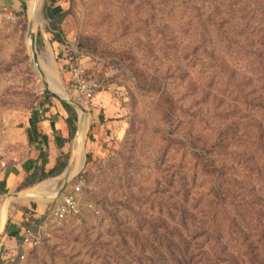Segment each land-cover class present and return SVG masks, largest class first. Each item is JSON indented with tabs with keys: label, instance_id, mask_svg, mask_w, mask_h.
Wrapping results in <instances>:
<instances>
[{
	"label": "rangeland",
	"instance_id": "1",
	"mask_svg": "<svg viewBox=\"0 0 264 264\" xmlns=\"http://www.w3.org/2000/svg\"><path fill=\"white\" fill-rule=\"evenodd\" d=\"M9 2L0 0V177L43 158L47 172L67 168L0 195L9 225L28 211L41 238L1 246L3 227L0 262L175 264L170 241L182 264H264V0ZM78 68L98 85L89 100L75 88ZM62 103L77 115L73 137ZM224 138L213 155L229 180L220 190L198 155ZM76 187L79 213L56 220Z\"/></svg>",
	"mask_w": 264,
	"mask_h": 264
},
{
	"label": "trees",
	"instance_id": "2",
	"mask_svg": "<svg viewBox=\"0 0 264 264\" xmlns=\"http://www.w3.org/2000/svg\"><path fill=\"white\" fill-rule=\"evenodd\" d=\"M62 104H63L64 108L69 112L70 117L67 121V124H68V128H69V133H70L71 137H73L74 134L76 133L74 123L77 120V115L74 111L71 110V107H69L66 103H62ZM257 140H258L259 148H261V150L264 151V129L261 127H260V130L258 131ZM43 142L45 144H47L48 139L46 137H44ZM55 142L57 143L58 149H63V147L65 146V140L64 139L56 138ZM225 142L226 141L224 138L219 143L215 144L214 146H212L209 149H205L203 152H201L198 155V158L200 159V161L204 165L206 173L217 178V184H218V186H220L219 187L220 190L223 189L225 183L228 182L229 180L227 178V174H226L225 170L222 167H220L219 165H217L215 159L213 158V155L217 151L224 150ZM47 165H48V161L43 158L42 164L40 166L36 165V167L34 168V171L31 174L26 176V178L24 179V182L20 188H22L23 190L30 189V188H33L34 186H36L37 184L44 182L48 179L57 178L67 168L66 163L58 162L53 170L47 172L46 171ZM27 213H28V211L25 212V214H27ZM34 223H35L34 217L31 216L24 223V229L33 230L31 227H34L33 226ZM168 243L169 244L167 245V248H168L169 254L173 258V261L175 262V264H182V257L181 256L178 257L177 253L174 252V248H173L174 242L172 243L169 241ZM149 247L152 248L154 253L161 255V252H159L157 250L155 245H152ZM175 247H177V246L175 245ZM158 264H161V263H158Z\"/></svg>",
	"mask_w": 264,
	"mask_h": 264
},
{
	"label": "built area",
	"instance_id": "3",
	"mask_svg": "<svg viewBox=\"0 0 264 264\" xmlns=\"http://www.w3.org/2000/svg\"><path fill=\"white\" fill-rule=\"evenodd\" d=\"M84 70L81 68L73 70V81L77 92L87 100L91 99L98 88L95 81H85L82 79ZM81 188H73L70 192H65L61 195V199L55 205L54 217L58 221H64L70 217H73L79 213ZM22 242L25 245L38 246L41 242L39 234H35L31 229H23L21 234ZM0 264H8L7 262Z\"/></svg>",
	"mask_w": 264,
	"mask_h": 264
},
{
	"label": "crops",
	"instance_id": "4",
	"mask_svg": "<svg viewBox=\"0 0 264 264\" xmlns=\"http://www.w3.org/2000/svg\"><path fill=\"white\" fill-rule=\"evenodd\" d=\"M9 4H11L12 6H15V0H11V2H9ZM50 127L46 124L45 129H47L44 133V136L48 137L49 139L52 138L51 136V129H49ZM62 139V138H61ZM64 139V138H63ZM49 148H55V143L51 146V144H49ZM53 170V168L50 169V171ZM25 173H22L21 170H15V171H11L8 172V174H5L3 176L0 177V195L1 194H10L13 193L15 191L18 190V188L23 184L24 179L26 178L27 175L31 174L33 169H26ZM31 171V173H29ZM35 194H31L29 197L30 198H38L40 197L42 194H39L36 192H34ZM30 206H26L25 209H30L28 208ZM27 214L19 212L16 213L15 215H13V221L11 222V224L9 225L10 222V218L7 217L6 220V213L5 211H3L0 215V233L3 230L4 227V231L2 234V238H4V242L2 243L1 246H4L6 239L11 236H15L16 238L18 237L19 239L21 238V234L23 232L24 229V223L28 220L26 217ZM36 218V217H34ZM15 241V240H14ZM16 242V241H15Z\"/></svg>",
	"mask_w": 264,
	"mask_h": 264
},
{
	"label": "bare ground",
	"instance_id": "5",
	"mask_svg": "<svg viewBox=\"0 0 264 264\" xmlns=\"http://www.w3.org/2000/svg\"><path fill=\"white\" fill-rule=\"evenodd\" d=\"M48 80H49V82H50V87H51V89L53 90V92H55L58 96H60L61 98H63V99H67V94H66V92H65V89L63 88V87H61V85H59L57 82H56V80H55V77L53 76V75H50V74H48ZM69 98V97H68ZM88 125H89V121H87V123H86V125H85V127H84V129H83V137L85 138L86 137V134H87V129H88ZM80 143V142H79ZM81 164V163H80ZM81 169V168H80ZM79 169V170H80ZM78 170V171H79ZM37 193H39V194H42V193H44V191H43V187H42V190H39V191H37ZM35 194V193H34Z\"/></svg>",
	"mask_w": 264,
	"mask_h": 264
},
{
	"label": "water",
	"instance_id": "6",
	"mask_svg": "<svg viewBox=\"0 0 264 264\" xmlns=\"http://www.w3.org/2000/svg\"><path fill=\"white\" fill-rule=\"evenodd\" d=\"M74 168L75 166L71 165V167L66 171V174H65L66 181H69V179L71 178Z\"/></svg>",
	"mask_w": 264,
	"mask_h": 264
}]
</instances>
